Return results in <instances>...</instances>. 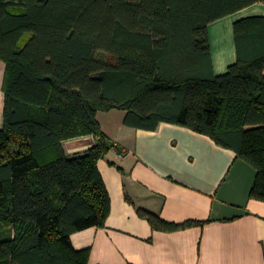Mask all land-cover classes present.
Masks as SVG:
<instances>
[{
    "label": "trees",
    "instance_id": "1",
    "mask_svg": "<svg viewBox=\"0 0 264 264\" xmlns=\"http://www.w3.org/2000/svg\"><path fill=\"white\" fill-rule=\"evenodd\" d=\"M264 0H0L6 65L0 129V264H89L71 236L104 227L111 199L98 163L113 147L97 115L127 127L188 128L256 171L264 202V17L234 25L237 61L216 75L208 25ZM93 135L68 157L63 142ZM139 215L155 231L204 222Z\"/></svg>",
    "mask_w": 264,
    "mask_h": 264
},
{
    "label": "crops",
    "instance_id": "2",
    "mask_svg": "<svg viewBox=\"0 0 264 264\" xmlns=\"http://www.w3.org/2000/svg\"><path fill=\"white\" fill-rule=\"evenodd\" d=\"M264 17L254 4L208 25L213 71L237 61L236 22ZM6 65L0 61V129L4 127ZM121 110L97 115L113 143L98 163L111 199L104 227L71 236L75 249H90L89 264H264V202L250 198L256 171L230 149L188 128L163 123L156 131L127 127ZM93 135L63 142L68 157L97 145ZM139 209L182 224L155 231Z\"/></svg>",
    "mask_w": 264,
    "mask_h": 264
}]
</instances>
